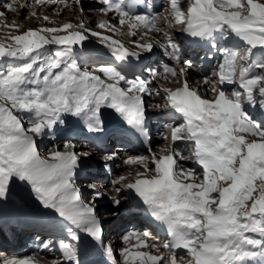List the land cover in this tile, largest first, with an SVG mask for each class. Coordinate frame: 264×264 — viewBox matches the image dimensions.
<instances>
[{
  "label": "snow or ice",
  "instance_id": "snow-or-ice-1",
  "mask_svg": "<svg viewBox=\"0 0 264 264\" xmlns=\"http://www.w3.org/2000/svg\"><path fill=\"white\" fill-rule=\"evenodd\" d=\"M59 2L33 0L41 6ZM3 7L16 13L29 5L10 0ZM99 11L114 13L127 32L104 20L99 28L139 37L133 40L134 50L85 29L83 21L75 27L64 23L26 31L15 22L6 25L18 34L0 42V63L9 62L0 67V200L9 196L16 181L28 187L48 210L49 227L64 231L70 241H59L63 259L52 258L50 264H81L84 237L103 246L94 204L85 202L77 184L91 153L67 140L42 156L37 137L64 125L69 117L89 132H101V110L112 109L147 138L149 109L166 112L172 123L163 125L166 131L160 133L165 146L158 151L149 146V155L127 156L123 163L136 178L123 183L127 178L119 176L112 185L117 193L121 184L134 191L170 239L158 245L149 242V231H129L121 238L125 247L119 260L112 247H105L110 264H264V0H166L160 10L146 3L143 11L138 10V0H104ZM43 20L54 23L48 16ZM173 28L219 53L215 80L205 77L198 82L203 87H193L190 61L178 70L167 63L163 71L149 68V78L136 74L133 59L154 51L153 43L145 42L149 32L163 33L164 55L179 61V47L165 30ZM86 33L99 39L114 58L111 63L82 67L76 46L83 47ZM53 45L55 50L49 52ZM170 78L180 86L153 83ZM153 96L163 103H146L145 98ZM257 105L259 119L248 111ZM117 156L111 152L105 160ZM187 161L200 171L186 166ZM101 196L96 191L92 200ZM111 199L121 203L116 196ZM52 243H44V248ZM40 255H0V264H38Z\"/></svg>",
  "mask_w": 264,
  "mask_h": 264
},
{
  "label": "rangeland",
  "instance_id": "rangeland-1",
  "mask_svg": "<svg viewBox=\"0 0 264 264\" xmlns=\"http://www.w3.org/2000/svg\"><path fill=\"white\" fill-rule=\"evenodd\" d=\"M61 2V1H60ZM84 3L86 2V3H88V4H82V3H80V5H77V4H75V6H73L72 4L70 5V7H67V8H65V9H63L62 10V7H61V5L59 6V5H55V6H53V7H51L49 10H48V12H47V14L45 13V15H44V13L41 11V13H40V10L41 9H39V10H35L34 9V11L36 12V15L38 16L39 15V17L41 18H39V19H37L38 17H35V16H32L31 15V18H30V20H31V28H29V29H37V28H40V27H53V26H61V25H63L64 23H71V24H76V26L77 25H79L80 23H81V21H83L84 22V28L85 29H91V31H98V30H95V29H98L99 27H98V22L100 21L99 20V18H95V19H93L94 18V16H95V13H97L98 12V10H97V8H96V4H98V2H94L93 0L91 1V0H84L83 1ZM66 2H63L62 1V5H64ZM96 3V4H95ZM93 5V6H92ZM96 5V6H95ZM3 5H1L0 4V8L2 7ZM59 6V7H58ZM92 6V7H91ZM59 9H58V8ZM81 7L83 8V11L81 12ZM89 7V8H88ZM3 10H5L4 9V7H3ZM32 10L33 9H30L29 8V10H28V13H30L31 14V12H32ZM95 10L97 11V12H95ZM6 11V10H5ZM39 11V12H38ZM0 12H3L2 11V9H0ZM42 14V15H41ZM14 16V15H13ZM44 16H48L49 17V20L50 21H52V22H54V23H49V22H47V21H44L43 20V17ZM85 16V17H84ZM88 16V17H87ZM0 18H2V19H0V42H8V39H9V35L11 34V35H15V34H18L17 33V31H16V29L15 28H8V27H6V20L7 19H9L10 17L9 16H5V17H1L0 16ZM93 19V23H92V27H87L88 26V24H87V22L89 23V21H91ZM98 19V20H97ZM5 20V21H4ZM49 23V24H48ZM112 23V22H111ZM111 23H109L110 25H111ZM13 24V23H12ZM114 25H116V27L117 28H119L120 29V32L121 33H126L127 32V28L126 27H124V28H120V26H119V23H117V24H114ZM7 28V29H6ZM100 29V28H99ZM26 30H28V29H25V31ZM82 30H84V29H82ZM103 30H105V31H107V34L108 35H116V34H114L112 31H108V30H106V29H103ZM167 32H168V34H170L171 35V33H172V29H169V30H166ZM98 32H100V31H98ZM105 33V32H104ZM150 33L151 32H149L148 33V39H149V41L151 40V37H150ZM155 35V37H154V39L155 40H157V39H159V37L162 35V33L161 34H154ZM125 36V38L127 39L128 37H130V36H127V35H124ZM89 37L90 38H92L93 36H91V35H89ZM173 41L174 42H177V40L175 41L174 39H173ZM90 45V46H89ZM93 44H88V47L87 48H90V47H93L92 46ZM181 52H180V56H183V58L182 59H184V58H186V59H189V61L192 63V65H193V69L194 70H189V71H195L196 72V69H197V65H196V63L198 62V63H200V59L199 58H197V61H196V59L195 60H192L191 59V57L190 56H188L187 55V53H188V51H187V48L185 47V46H182L181 47V50H180ZM187 55V56H186ZM163 58H165V59H167V61H166V63L168 64L169 63V58H167V57H163ZM182 59H180L181 61V63L179 62V64L178 63H176L177 61H171V64L173 65V67L174 68H176L177 70L181 67V66H183L184 65V62L182 61ZM188 61V62H189ZM183 62V63H182ZM195 62V63H194ZM209 63H212L211 64V66H210V68H208L209 70H207L206 72H205V76H201L200 77V79H195L194 81L195 82H201L205 77H207V78H213L214 76H213V71H214V69H215V66H216V64H214V63H216V61H214V63L213 62H209ZM203 65V64H202ZM202 65H199V66H202ZM0 67H1V65H0ZM196 75V74H195ZM199 75V74H198ZM214 80V79H213ZM158 82V83H157ZM162 83V85L164 86V87H175V86H177V85H179L180 84V82H179V80H177V79H175V78H170L169 80H163V79H158V80H156V81H154L153 83L155 84V85H161V83ZM192 85V84H191ZM193 86V85H192ZM155 99H157V101H158V103L160 102V101H162L161 100V98L159 97V96H153V97H151V99L150 100H146V101H148V102H153V101H155ZM257 107V106H256ZM160 115V114H159ZM156 125V124H155ZM160 128V130H162V126H155V128ZM163 131V130H162ZM166 131V130H165ZM165 131H163V132H165ZM159 136H160V134H159ZM66 137V136H65ZM65 137L64 138H60V139H57V140H63V143L64 142H66L67 140H65ZM38 138H41V139H43L44 140V138H42V137H38ZM67 138V137H66ZM160 138V137H159ZM45 141V143L46 144H44V145H48V144H50V143H53V141L54 140H44ZM75 144L77 143V144H79V143H81L82 144V142L80 141V140H78V139H76V141L75 140H72ZM62 143V144H63ZM76 144V146H77V148H78V150H80V151H84V145L82 144V147H80V149H79V146ZM156 148L153 150V151H158L161 147H163V146H165V141L163 140V139H158L157 138V142H156ZM40 147V146H39ZM41 147H43V146H41ZM42 149H44V148H42ZM143 155H149V153H148V151H146V153H144ZM101 174H103V177H105V179H107L106 181H105V188H103V190H104V192L105 193H107V196L105 195L104 197H103V200L104 201H101V203L100 204H96L97 205V207L99 206H101V205H103L104 206V208L102 207V208H99L98 207V209L99 210H97V211H101V212H103V211H107V213H104L103 212V215H101V216H103L104 218H106L107 216H108V218L103 222L105 225H110L112 222L114 223V226H113V228L115 229V230H118L120 227H122L123 225H125L126 223H128V222H130V220L129 219H127L128 218V216H127V213L128 212H126V205L125 204H123L122 202L119 204V205H117V204H115V203H113V201H112V197L115 195L120 201H122L123 200V196H125L124 194V188H123V184H121V185H117L118 187H121V192L120 193H117V192H115V190H114V186L112 185V181L114 180V179H116L117 177H119V176H125V175H127V173L126 174H123V175H113V174H111V175H108V174H106V173H101ZM136 178V177H135ZM130 180H133V179H126L124 182L125 183H128ZM123 182V183H124ZM102 183H103V181H102ZM78 184V183H77ZM86 190H88V188H86V187H84V188H82L81 189V193H86ZM11 192L12 193H15V194H17L18 195V197H20V199H21V201H24V198H25V201H28L29 199L30 200H32V201H37L36 199H35V197H34V194H32L31 192H30V189L28 188V187H26V186H24L23 184H21V182H19V181H16L15 182V184H13L12 185V190H11ZM101 199H102V197H101ZM88 201V199H86L85 198V202H87ZM38 202V201H37ZM106 205V206H105ZM107 205H109V207L107 206ZM27 207V205H25V207H22L20 210H25V208ZM110 211V212H109ZM127 216V217H126ZM113 218H115V219H113ZM129 220V221H128ZM108 241V240H107ZM106 243V242H105Z\"/></svg>",
  "mask_w": 264,
  "mask_h": 264
},
{
  "label": "bare ground",
  "instance_id": "bare-ground-1",
  "mask_svg": "<svg viewBox=\"0 0 264 264\" xmlns=\"http://www.w3.org/2000/svg\"><path fill=\"white\" fill-rule=\"evenodd\" d=\"M62 1L63 2H66V3H68L69 4V7H70V5L72 4L73 6H75V2L74 1H69V0H61V2H59V3H57V4H45V5H43V6H41V5H37V4H34L33 2L30 4V6L28 7V8H25V9H21V10H19L18 12H16V13H12V12H8L7 10L5 11V10H3V6L0 8V9H2V11L4 12V15H3V17H5V16H9L10 18L9 19H7L6 20V24L7 25H10V24H12L13 22H15V24L16 25H18L19 26V29H20V31H25V29H29V28H31V24L33 23H31V20H30V18H31V14L30 13H28V10H29V8L30 9H33L32 11H34V9L35 10H39V9H41L40 10V13H41V11L44 13V15H45V13L47 14V12H48V10L51 8V7H53V6H57V5H61V7H62V10L63 9H65V7H64V5H62ZM94 1V0H93ZM95 2V1H94ZM97 2V1H96ZM20 3H27L28 5H29V3L30 2H28L27 0L25 1V0H20ZM182 3H184V2H182ZM82 4H88V3H84L83 1H82ZM96 4V3H95ZM99 4V3H98ZM98 4H96V5H98ZM95 5V6H96ZM58 6V7H59ZM93 6V5H92ZM91 6V7H92ZM57 7V8H58ZM89 8V7H88ZM59 9V8H58ZM64 11V10H63ZM37 12V11H36ZM39 12V11H38ZM95 12H97L96 10H95ZM14 15V16H13ZM42 15V14H41ZM103 16H105V15H103ZM107 17H105V18H107V21L108 22H110L109 20H113V18L111 17V14L109 15H106ZM2 17V16H1ZM35 17H38L37 19H39L40 17H39V15L37 16H35ZM85 17V16H84ZM88 17V16H87ZM95 18H99V20H101L102 19V13L101 12H97V13H95V16H94V18L93 19H95ZM105 18H104V20H105ZM0 19H2V18H0ZM41 19V18H40ZM93 19L91 20V21H89V23L87 22V24H88V26L87 27H92L91 25H92V23H93ZM96 20V19H95ZM98 20V19H97ZM5 21V20H4ZM49 24V23H48ZM112 24V23H111ZM74 27L76 26V24H72ZM7 29V28H6ZM99 29V28H98ZM79 30H82V29H79ZM100 30H103V29H101L100 28ZM100 30H98V31H100ZM101 32V31H100ZM102 32H105V34H107V31H105V30H103ZM89 35V34H88ZM109 36H111L113 39H117V40H122V43H130V42H132V40L134 39V37H128L127 39L125 38V36L124 35H109ZM94 36L92 37V38H90V37H88V39H91L90 41L87 39L84 43H83V47H87L88 46V44H94L93 43V41H94ZM93 40V41H92ZM88 41V42H87ZM229 46H231V45H229ZM191 57V56H190ZM191 59L192 60H195L193 57H191ZM166 61H167V59H165V58H163V57H159L158 58V63L156 64L157 65V68L159 69L160 68V66H159V62H160V64H165L166 63ZM150 64V63H149ZM211 64L212 63H209V62H205L204 61V63H203V65L202 66H198L197 67V69H196V72L195 71H189V77H188V79H189V82L193 85V87H203V85L201 84V83H197V82H195L194 80L195 79H200V77L201 76H205L206 74H205V72L207 71V70H209L208 68H210V66H211ZM196 74V75H195ZM199 74V75H198ZM103 78V77H102ZM174 87V86H173ZM232 90V87L230 86L229 88H228V91H231ZM146 100H150L151 99V97H146L145 98ZM162 102V101H161ZM102 111V113L104 112V113H111V111H113L112 109H102L101 110ZM249 111V110H248ZM113 115V114H112ZM252 115V114H251ZM253 116V115H252ZM255 117V116H254ZM257 119H259L260 117H256ZM158 123H156V125L154 124V126H162L161 128H162V130L163 131H165V129H164V127H163V125H165V124H167L168 122H170L169 121V119L168 118H166L163 114H160V115H158ZM69 120H74V121H78L76 118H71V117H69ZM67 137V138H66ZM66 137H65V140H75L76 141V139H78V135H76V134H73V133H68V134H66ZM43 138V137H42ZM58 138H54L53 140V143H50V144H48V145H44V144H46L45 143V139L43 140V139H41V138H38L37 137V143H38V147L39 146H43L42 148H44V149H42L41 151H44V150H46V152H41V155H43L44 154V156H46V154H47V152H48V149H50V148H52V147H54V146H57V145H61L62 146V143H63V140H57ZM81 141V140H80ZM77 144V143H76ZM83 144V143H82ZM82 144L81 143H79V144H77L78 146H79V149H80V147H82ZM145 147H143L142 148V152H140V154L141 153H146V151H145V149H144ZM78 149V148H77ZM142 154V155H143ZM186 163V166H188V167H197V168H199L198 166H192L191 164H190V162L189 161H187V162H185ZM114 170H112V172L114 173V175H118V174H120L121 172H123L124 170H126V173H127V175H125V177L127 178V179H133V177L135 176L136 177V174H135V172L134 171H132V170H130V168L128 167V166H125V165H119V166H115V168H113ZM126 173H123V174H126ZM99 178L101 179V181H103V183L101 184V187L103 188L104 186H105V181L107 180V179H105V177H103V174H99ZM86 188H87V186H86ZM90 188L91 187H88V190H90ZM100 187H98V189H99ZM86 193H82V196L84 197V199L86 198ZM99 199V198H98ZM106 206V205H105ZM107 206H109V205H107ZM99 207V206H98ZM104 208V206L103 205H101L99 208ZM110 212V211H109ZM127 216H128V218L127 219H129V220H132V221H134L135 223H138V222H140V218L138 217V215H134V214H132V213H127ZM126 216V217H127ZM135 216V217H134ZM128 220V221H129ZM26 221V218L24 217V219H21L20 220V222L21 223H19V225H22L23 223L22 222H25ZM114 226V223L112 222L111 224H110V227H113ZM160 241L162 242V236H160ZM135 242V241H134ZM12 249V248H11ZM19 255H24V253H19ZM39 264V263H38Z\"/></svg>",
  "mask_w": 264,
  "mask_h": 264
},
{
  "label": "trees",
  "instance_id": "trees-1",
  "mask_svg": "<svg viewBox=\"0 0 264 264\" xmlns=\"http://www.w3.org/2000/svg\"><path fill=\"white\" fill-rule=\"evenodd\" d=\"M113 219H115V218H113Z\"/></svg>",
  "mask_w": 264,
  "mask_h": 264
}]
</instances>
